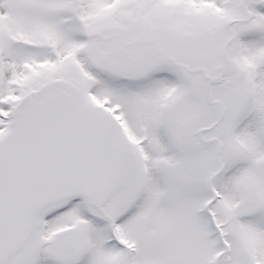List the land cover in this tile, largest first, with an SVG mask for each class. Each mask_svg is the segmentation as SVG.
<instances>
[{"label": "snow or ice", "instance_id": "obj_1", "mask_svg": "<svg viewBox=\"0 0 264 264\" xmlns=\"http://www.w3.org/2000/svg\"><path fill=\"white\" fill-rule=\"evenodd\" d=\"M0 264H264V0H0Z\"/></svg>", "mask_w": 264, "mask_h": 264}]
</instances>
